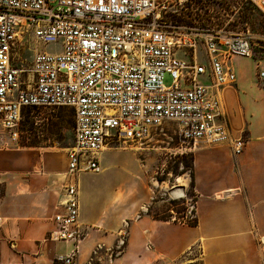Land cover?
Segmentation results:
<instances>
[{"label": "built area", "instance_id": "1", "mask_svg": "<svg viewBox=\"0 0 264 264\" xmlns=\"http://www.w3.org/2000/svg\"><path fill=\"white\" fill-rule=\"evenodd\" d=\"M247 9L264 20V0H0V127L16 141L28 112L68 107L74 116L47 233L73 244L58 263L73 264L84 235L77 177L99 171L104 146L142 144L173 125L179 146L157 167L163 176L166 161L196 143L229 142L219 90L235 83L232 58L253 56ZM231 142L238 154L245 139ZM170 194L185 205L170 220H195V192Z\"/></svg>", "mask_w": 264, "mask_h": 264}, {"label": "crops", "instance_id": "2", "mask_svg": "<svg viewBox=\"0 0 264 264\" xmlns=\"http://www.w3.org/2000/svg\"><path fill=\"white\" fill-rule=\"evenodd\" d=\"M245 63L253 70L245 71ZM232 67L235 83L219 90L230 140L213 146L200 141L192 151L196 224L147 213L152 197L138 177L131 191L78 186L84 235L73 264H264V57L235 56ZM238 137L245 144L234 154L231 141ZM14 160L15 176L0 175V264H60L56 258L73 244L47 233L62 200L66 161L60 167L49 149L22 150Z\"/></svg>", "mask_w": 264, "mask_h": 264}, {"label": "rangeland", "instance_id": "3", "mask_svg": "<svg viewBox=\"0 0 264 264\" xmlns=\"http://www.w3.org/2000/svg\"><path fill=\"white\" fill-rule=\"evenodd\" d=\"M242 21H246L250 27V36L254 43L253 58L258 59L264 57V20L261 19L257 12L246 10V14L241 16ZM242 68L253 70L252 64H243ZM164 85L171 84V78L165 75L163 79ZM73 112L68 107H60L56 109H44L28 112L22 119L20 132L16 141H11L8 134L0 127V175L4 177H14L17 165H15V155L22 150L45 151L50 150L56 159V153L65 154L72 143L73 137ZM179 140L174 132L173 125L164 126L162 130H158L157 134L152 138L145 140L142 144L136 142L113 141L107 146L112 150H108L98 156L101 168L104 170L97 173H79L77 180L79 191L87 185L109 186L114 189L120 186L124 191L134 189L136 177L140 179L142 188L151 195V202L147 209V213L155 218H168L172 216L178 218L184 210V201L182 199L171 198L173 186L175 188L185 187L187 190L193 191L192 181V159L193 152L176 155L166 161L169 173L160 176L157 173V167L164 158L165 153L178 148ZM44 148V149H43ZM15 152L7 159L4 157L5 152ZM5 158V159H4ZM10 159V160H9ZM60 167H64L65 160H58ZM183 161L189 163L188 167H184ZM180 167H182L180 169ZM28 169L32 167L27 166ZM13 175H10V174ZM3 192V185L0 184V195ZM121 247L114 249V253ZM112 252V253H113ZM197 253V250H194ZM185 264H201L198 259L193 263Z\"/></svg>", "mask_w": 264, "mask_h": 264}, {"label": "bare ground", "instance_id": "4", "mask_svg": "<svg viewBox=\"0 0 264 264\" xmlns=\"http://www.w3.org/2000/svg\"><path fill=\"white\" fill-rule=\"evenodd\" d=\"M108 150H112L111 148H108L107 146H104L102 149H101V153H104V152H106V151H108ZM65 158H66V155L65 154H63V153H56V159H58V160H65ZM102 170V168L100 167L99 168V171L98 172H100ZM173 192H180V188H173Z\"/></svg>", "mask_w": 264, "mask_h": 264}, {"label": "trees", "instance_id": "5", "mask_svg": "<svg viewBox=\"0 0 264 264\" xmlns=\"http://www.w3.org/2000/svg\"><path fill=\"white\" fill-rule=\"evenodd\" d=\"M183 165H184V167H188V166H189V163L186 162V161H183ZM191 186L193 187V174H192ZM161 219H162V220H170V219H168V218H161ZM174 221H177V220H174ZM188 224L195 225V224H196V219L193 220V221H191V222H188ZM119 250H121V248H119L117 251H119ZM114 255H115V253L113 252V253H112V256H114Z\"/></svg>", "mask_w": 264, "mask_h": 264}]
</instances>
